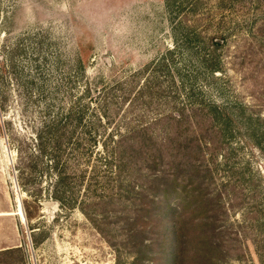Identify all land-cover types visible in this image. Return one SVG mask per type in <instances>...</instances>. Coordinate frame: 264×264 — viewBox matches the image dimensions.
Instances as JSON below:
<instances>
[{"label": "rangeland", "instance_id": "obj_1", "mask_svg": "<svg viewBox=\"0 0 264 264\" xmlns=\"http://www.w3.org/2000/svg\"><path fill=\"white\" fill-rule=\"evenodd\" d=\"M172 1L0 0V264H175L181 220L187 261L208 244V264H264V62L230 64L249 29L215 0ZM204 53L222 57L220 81L202 74ZM214 103L261 122L214 141L197 132L208 170L196 211L181 200L190 163L173 158L175 121ZM20 148L36 167L25 186Z\"/></svg>", "mask_w": 264, "mask_h": 264}, {"label": "trees", "instance_id": "obj_2", "mask_svg": "<svg viewBox=\"0 0 264 264\" xmlns=\"http://www.w3.org/2000/svg\"><path fill=\"white\" fill-rule=\"evenodd\" d=\"M204 2H206V0H182L181 2L173 0L171 5L172 7L178 5L177 7H179V9L189 7L190 10L194 11L195 9L200 8V6H202ZM215 5L220 15H223L224 17L233 15V18L243 20L245 25L249 29V34L247 36H244L240 33L239 28H234L236 29L235 34L240 33L242 36L240 38V41L237 42V47H234V56L231 58L230 64L236 66L239 63V65H242V67L245 68L246 73H251L253 71L250 66L256 69L255 72H258L259 69H257V67L263 64L262 62H264V0H215ZM223 22L225 23V25L228 24L226 19H223ZM217 39V37H212L209 39V41L213 46H216L217 48L223 47L224 45L218 43ZM187 40L189 44H191L195 39L191 38V35H188ZM218 40H221L224 44H226L227 37L222 36L219 37ZM170 55L173 56L174 54L170 53ZM251 56L258 58V61H254V58H252ZM200 59L202 61L201 66L203 68L202 74L209 75L212 80H214V82L220 81V76H218V74H221V76H223L224 74V64L222 57L218 54L210 57L206 56L204 53L200 56ZM161 67L166 68V66H159L158 68ZM250 78L256 80L253 76H251ZM242 79L247 81L249 79V76L245 75ZM260 83L261 86L259 87L264 86L263 82ZM150 95L152 100L156 99L158 96V94L155 92L151 93ZM242 107L246 109L243 104L235 108L236 111L233 110V108L230 110L225 106H220L219 104L215 103L212 106L208 107H194L192 108V111L183 115L184 119H177V121H175L177 124H179V127L183 132H181L182 135L180 141H178L179 145H175L178 146L176 147L173 158L183 157L181 158V160H183L184 162L189 161L190 163V165H183L182 169L180 165L176 167L177 169H181V174H183L184 172L186 174H190L189 177H191V183L189 185H185L184 191L188 190L192 192V198L189 197V195H186L185 198H181L182 204H186L189 207L196 208V211H198L197 209H200V205H203V200L199 195L201 188L207 184L203 178L205 177V172L208 169L196 162L198 157L204 154L201 147L202 142L200 137L202 136L203 139H205V137H209L211 141H214L216 138H224L227 133H232L234 126L236 125H244L246 127L248 126V124H250V126H248L250 128L248 129L258 127L256 122H261V119L259 117L255 118V115L248 114L247 110L242 109ZM194 120L197 122L196 125L193 122ZM197 132L199 133L200 137L196 136ZM210 143L211 142H205V144ZM118 145L119 146L113 150L112 157L114 158V160L118 159V161H120L119 165L121 167L122 165H124L123 160H125L127 157L128 148L122 143H119ZM42 146L45 148L43 143ZM80 146V140H78V150L80 149ZM17 151L19 155L18 160L20 162L17 168L19 173V182L21 186H25V175L27 171L25 168L29 167V171H34L36 167H24L23 158L25 157V154L23 153V150H21V148ZM196 151L198 153H196ZM54 152L56 154V147L54 148ZM195 153L197 155L196 159L193 158ZM33 155L35 154H32L31 157H33ZM191 157L193 158V161L191 160ZM54 158L56 159V156H54ZM54 163H56V161H54ZM57 179L58 183L63 182V180L65 179V174H61ZM194 183H196V185L192 187ZM53 198L56 199V194H54ZM150 204V206L155 205L153 202ZM154 221L157 223V226L158 224L162 225L163 223H166V221H164L160 216L157 217ZM152 223L153 222H150L149 224ZM181 223H183L182 220L180 224L179 222L176 225L173 223L175 226V245L178 248L176 260L174 263L184 264L186 261L187 264H208V260L211 259V257H209V254L215 252L216 250H218V248L208 244L199 245L198 249L200 250L197 251V253L187 261L184 256L185 250H182L183 248H181L185 238L183 226H181ZM12 251L22 252L21 249H16L5 251V253Z\"/></svg>", "mask_w": 264, "mask_h": 264}, {"label": "water", "instance_id": "obj_3", "mask_svg": "<svg viewBox=\"0 0 264 264\" xmlns=\"http://www.w3.org/2000/svg\"><path fill=\"white\" fill-rule=\"evenodd\" d=\"M218 43H221V41H217ZM22 210H23V206H22ZM23 220H24V222H26V218H25V214H24V212H23Z\"/></svg>", "mask_w": 264, "mask_h": 264}]
</instances>
